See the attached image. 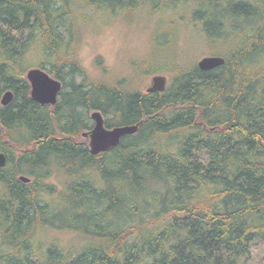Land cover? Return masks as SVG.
<instances>
[{"label":"trees","instance_id":"obj_1","mask_svg":"<svg viewBox=\"0 0 264 264\" xmlns=\"http://www.w3.org/2000/svg\"><path fill=\"white\" fill-rule=\"evenodd\" d=\"M116 18L151 25L142 74H169L164 91L82 66L88 33ZM184 33L225 64L200 69ZM34 66L62 81L56 105L32 99ZM97 110L141 124L93 155L77 139ZM2 152L0 264H264V0H0Z\"/></svg>","mask_w":264,"mask_h":264},{"label":"rangeland","instance_id":"obj_2","mask_svg":"<svg viewBox=\"0 0 264 264\" xmlns=\"http://www.w3.org/2000/svg\"><path fill=\"white\" fill-rule=\"evenodd\" d=\"M146 22L142 19L139 23L132 25L126 20L116 18L110 24L99 26L98 30H92L88 33L79 51V59L82 66L94 80L111 82L127 78L133 88L138 87L142 91L152 85V79L156 74L147 77L142 74L144 67L153 60L147 48L150 45L153 46L148 41L151 25L149 23L146 25ZM189 39L190 37L184 33L181 37L180 47L191 60L195 59L197 62L203 56L211 55L206 54L208 49H206L205 43H193ZM193 49H197L199 52L195 54ZM199 53L201 54L199 55ZM98 58L103 61L102 67L97 63ZM147 60L150 61L147 62ZM103 68L106 70H103ZM157 74L166 75L167 84L169 83V74ZM77 141L89 144V139L82 135ZM41 235L46 238H57L68 245L76 242L75 234L72 232H59L48 229L43 231ZM263 251L264 243L257 241L254 245L255 255L260 256Z\"/></svg>","mask_w":264,"mask_h":264},{"label":"water","instance_id":"obj_3","mask_svg":"<svg viewBox=\"0 0 264 264\" xmlns=\"http://www.w3.org/2000/svg\"><path fill=\"white\" fill-rule=\"evenodd\" d=\"M225 57L220 55H206L198 61V66L202 70H212L224 65ZM26 78L31 85V97L41 105H56L59 99V94L62 91L63 83L55 78L48 71L40 68H30L26 73ZM167 76L156 74L152 79V85L147 88L148 91H164L167 87ZM14 92L6 91L1 98L3 105H9L14 99ZM91 117L94 120V126L91 130L82 133V136L89 139V149L93 155H99L106 152L117 145L125 135L135 134L141 124L135 125H119L107 127L106 120L101 111H93ZM7 158L5 153H0V167L6 165ZM25 182H30L31 178L26 175L19 177Z\"/></svg>","mask_w":264,"mask_h":264},{"label":"flooded vegetation","instance_id":"obj_4","mask_svg":"<svg viewBox=\"0 0 264 264\" xmlns=\"http://www.w3.org/2000/svg\"><path fill=\"white\" fill-rule=\"evenodd\" d=\"M60 96V95H59Z\"/></svg>","mask_w":264,"mask_h":264}]
</instances>
